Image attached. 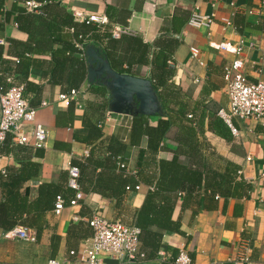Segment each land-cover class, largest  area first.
<instances>
[{
	"label": "crops",
	"instance_id": "1",
	"mask_svg": "<svg viewBox=\"0 0 264 264\" xmlns=\"http://www.w3.org/2000/svg\"><path fill=\"white\" fill-rule=\"evenodd\" d=\"M24 3L5 0L4 11L0 13V67L7 74L5 77L14 78L15 84L25 86L31 83L40 88V92L36 89L25 91V96L29 102L37 103L34 107L38 110L37 120L46 127L49 137L42 158L33 157L35 148L31 146H17L12 153L0 151V171L10 167L19 169L24 161L39 163L38 175L22 188L23 193L28 189L31 200L38 199L44 184H54V192L72 198L74 191L68 185L72 162H84L90 157L95 161H106L113 137L125 144L129 142L132 116L113 113L111 121L103 122L106 112L100 107L107 102V112H110L109 93L107 91L106 97L94 93V90H99L100 84L97 83L101 82L89 80L86 48L90 45L100 53L102 49L110 52L112 66L126 71L122 74L151 80L154 50L147 57L144 54L140 56L136 40L140 39L153 48L157 42V46H161L167 38L177 40L178 45L169 62L175 70L169 91L180 93L173 97L167 94V106L172 115L178 116L183 112L192 121L196 136L193 137L194 146L180 145L179 149L180 130L174 126L156 159L150 157L141 168L138 167V159L140 151L147 149L146 137L140 147L130 148L119 159L116 170L98 168L94 174L92 169H86L81 181L83 190H80L84 198L79 205L73 207L66 201L59 215L51 208L32 216L37 227L29 228L35 232L36 241L8 239L5 234L9 230L0 228V264H48L51 258L63 264H86L81 256L90 246L93 234L87 219L98 213L109 220L134 226L148 192L156 189L158 162L171 161L175 153L181 151L187 152L179 154L182 164L204 174L226 176L223 182L226 197L220 196L219 202H211L203 193L190 200H176L171 196L169 200L174 204L172 219L180 222L182 233L151 226V232L162 234L159 252L171 257L173 253L178 254L183 246L194 264H264V126L255 120L234 118L239 132L234 135L218 114L222 109H229L224 72L237 58L234 53L219 50L220 44L237 46L240 41H245L246 47L240 56L244 73L250 80H264V70L261 74L257 72L264 57V8L261 0H54L41 3V13L38 14L45 12L47 20L37 19L26 25L28 30L19 28L17 13L12 14L9 22L5 21L6 12H10L15 4L25 8ZM194 10L214 18L211 28H195L189 24ZM87 14L106 16L109 23L104 26L93 23L99 28L101 39L91 41L86 47L82 44L84 51L80 50V56L86 62L87 78L79 88L73 89L82 94V108L75 106L72 123L58 127L57 115L69 109L59 101L68 85L51 81L55 67L52 51L61 46L55 42L49 26L53 22L61 24L66 15L84 18ZM225 19L231 21L233 27H226ZM113 26L128 28V34L117 38V41L104 39ZM180 28L181 32L177 33ZM65 33L73 34L74 29L66 28ZM251 43H256L259 48H249ZM191 48L200 50L202 64L192 58ZM24 54L30 57L27 59L30 63L27 75L22 74V66L19 68L17 63ZM141 57L147 58L148 62L140 63ZM5 77L0 82L7 83ZM44 102L48 103L47 107L42 106ZM163 115L148 117L150 125L157 126ZM102 119L103 126H99L101 137L87 142L86 138H92L89 124ZM57 143L68 145L69 149H57ZM119 163H124L126 168L121 169ZM229 170L231 172L227 174ZM100 173V185L94 190L92 180L96 181ZM126 185L133 188L126 191ZM138 185L140 190H135ZM1 194L0 187V198ZM73 251L75 255L70 254ZM143 251L149 257L150 248ZM246 258L248 260L244 261ZM103 261L104 264H122L108 256ZM144 263L159 264L158 256L148 258Z\"/></svg>",
	"mask_w": 264,
	"mask_h": 264
},
{
	"label": "trees",
	"instance_id": "2",
	"mask_svg": "<svg viewBox=\"0 0 264 264\" xmlns=\"http://www.w3.org/2000/svg\"><path fill=\"white\" fill-rule=\"evenodd\" d=\"M18 2H26L29 0H15ZM40 3H52L54 0H37ZM5 0H0V13L4 11ZM17 13V24L20 29L28 30L26 25L34 23L37 19L47 20L45 12L43 14H34L26 10V8L21 7L15 4L10 12L5 13V21L9 22L12 14ZM54 23V24H53ZM50 24V32L54 34L55 42L61 46L59 49L52 51L53 64L55 65L51 81L56 83L66 82L68 85L67 91L63 94H69L73 89L79 88L82 83L87 78L86 71V62L84 58H81V51L76 47V43L84 44L85 47L91 41H98L101 39L99 28L93 23L79 22L75 19L73 15H66L65 19L61 21V24L53 22ZM109 23V22H108ZM74 29L73 34L65 33L66 28ZM116 26L111 28L110 33L104 35V39L117 41L119 39L114 38L112 31ZM2 29V25H0ZM176 30V29H175ZM177 33L181 32V28L176 30ZM125 37L124 35L121 38ZM120 38V39H121ZM103 39V38H102ZM138 47L136 48L137 53L141 56L142 54L147 57L151 50L153 51L152 59V74L151 81L153 87L158 94L160 102L165 110L163 118L159 121L157 126H151L149 119L146 116L136 115L132 117V126L130 131V138L128 143H122L117 138L113 137L110 140L108 146V159L106 161H95L93 157H90L84 162H72V166L77 167L80 171V176L77 180L79 185V190L82 188V176L84 171L87 169H92L95 174V170L98 168L107 169L109 171L116 170L117 164L120 158L125 156V153L132 147H140L143 139L146 137L148 139L147 149L141 150L138 167H143L148 159L151 157L156 159V156L161 149V146L170 131L174 126H178L180 130V136L178 139L179 149L181 146L192 147L195 145L193 142V137L196 136V129L191 126L189 121L183 112L178 113V116L172 115L170 108L167 106V94L169 97L179 95L180 92L174 91L170 92L171 81L175 75V70L171 68L170 61H172L173 53L178 45L177 40L165 39L161 46H155L144 44L143 41L136 40ZM136 46V44H135ZM142 48V49H141ZM153 48V49H152ZM101 55L107 58L112 66L113 60L110 52L102 49ZM2 48L0 46V53ZM134 52V50H133ZM25 55V54H24ZM19 58L18 67L21 68V72L24 75H27L30 63L27 61L30 57L26 55ZM1 60V55H0ZM148 62L147 58L140 59V63ZM113 69L119 73H124L126 71L119 70L112 66ZM7 75L0 67V77L4 78ZM0 78V80H1ZM94 83V82H93ZM100 84L97 88L99 90H94V93L106 97L107 89L106 87ZM10 85L8 83L0 82V89L3 88V91L8 90ZM29 89H36L40 92V88L35 87L31 83L25 85V91ZM1 92V91H0ZM32 107H37V103L33 100H30ZM76 104L73 102L69 105L67 112H62L57 115V126H67L73 121V114L75 111ZM106 113L108 109L107 102H103V106L100 109ZM105 113V115H106ZM104 115V116H105ZM103 114L101 115V117ZM103 116V119L105 118ZM93 124H89L91 132L90 138H86L87 142L92 141L93 138L97 139L101 137L102 131L99 127L101 121ZM78 138V137H77ZM17 146L12 142V136H9L6 142L3 145H0V151H5L6 153H12ZM57 149H69L68 145H63L57 143L55 145ZM23 148V147H22ZM32 149H34L32 147ZM33 157H44V149H34ZM179 154H187V152L181 151ZM175 153L174 158L171 161L160 160L158 162V171L159 176L155 182L156 189L154 191H149L146 197V201L139 210L136 216L135 225L140 228L141 236V248H150L149 257L147 259L157 258L160 251V239L162 234L151 232V226H155L161 230L173 231L181 234V225L180 222H175L172 219L174 204L170 202L171 196L176 200L183 198L184 200H190L194 198L193 196L198 195V193H203L206 198H210L211 202H219L220 196L226 197L223 188V182L226 181V176H222L219 173L210 174L207 172L204 174L201 170H194L190 166L182 164L179 160L180 155ZM40 164L33 161H24L21 163L19 169L10 167L6 171H0V187L2 189V194L0 198V228L4 230H11L17 225L28 226V227H37L36 219H33L32 216L39 215V212H46L55 208L56 198L58 195L57 192H54V184H44L40 188V193L38 199L33 201L30 199V193L28 189L25 190V193L22 192L23 185L30 181L32 178L36 177L39 173ZM229 170L227 172L230 173ZM4 173V174H3ZM102 173L98 174L96 177L97 180H92V185L94 190L100 185L98 178ZM139 174V172H138ZM226 174V175H227ZM123 177L128 178L127 175ZM122 178V179H123ZM124 180V179H123ZM69 185V184H68ZM95 185V186H94ZM136 187V186H135ZM134 187V188H135ZM128 188H133L129 185L125 186V190ZM74 191V196L77 191L70 188ZM64 196V195H63ZM65 197V196H64ZM72 198H66L65 200L69 203ZM170 199V200H169ZM164 202L162 203V201ZM66 202V203H67ZM26 215V216H25ZM91 228V227H90ZM145 252V251H144ZM146 253V252H145ZM177 254L173 253L171 257H168V260L165 264H173Z\"/></svg>",
	"mask_w": 264,
	"mask_h": 264
},
{
	"label": "built area",
	"instance_id": "3",
	"mask_svg": "<svg viewBox=\"0 0 264 264\" xmlns=\"http://www.w3.org/2000/svg\"><path fill=\"white\" fill-rule=\"evenodd\" d=\"M26 10L30 13H41L42 4L37 0H29L24 3ZM261 7L264 8V0H261ZM83 16L77 15L76 20L87 23H96L104 26L108 23L106 16L97 14H87ZM226 27H233L232 22L225 19ZM189 24L195 28H211L214 24L212 16L204 15L198 10H194L189 19ZM114 38H120L122 35L128 34V28L116 26L112 31ZM264 34V32H263ZM76 47L84 51V46L76 43ZM246 47L245 41H240L239 45L231 46L227 43L220 44L219 50L234 53L237 58L230 66L225 68L224 80L226 82V94L229 98V109L220 110L219 116L229 126L232 133L237 135L238 129L235 127L233 119L255 120L264 126V80H250L244 73V63L240 57ZM249 48L257 49L256 43L249 44ZM192 58L199 60L200 50L191 48ZM18 63V62H17ZM260 68L257 70L261 74L264 70V57ZM6 82L10 85L9 89L3 91L0 89V145H3L9 136H12V142L16 145L31 146L35 149H45L48 143V131L46 127L37 120L38 110L30 105L29 100L25 96V86L14 83L12 76H6ZM82 94L79 90H72L69 94H61L59 101L69 107L71 103H75L77 108H82ZM43 107H47L48 103L44 102ZM112 112H108L103 122L111 121ZM192 117V116H189ZM103 122L99 124L103 126ZM251 158H248L250 160ZM121 169H125L124 163H119ZM241 173V172H239ZM69 187L77 191L75 197L69 201L70 206L79 205L84 195L79 190L78 178L80 171L77 167L71 166L69 169ZM131 188H128L130 190ZM135 190H140V186H136ZM153 190L154 188H150ZM66 205L63 195L56 198L54 212L61 214ZM88 225L93 230L90 246L82 252L81 259L86 264H104L103 258L108 256L120 261L122 264H141L147 260L146 253L141 248L140 236L141 230L136 226L126 225L119 220H109L98 213L93 214L87 219ZM5 237L11 240H22L28 242L36 241V234L27 226H16L9 230ZM75 255L76 252H71ZM159 264H165L168 260V254L159 252ZM248 259H244L247 261ZM48 264H63L58 259L51 258ZM173 264H194L191 255L183 246L173 262Z\"/></svg>",
	"mask_w": 264,
	"mask_h": 264
},
{
	"label": "water",
	"instance_id": "4",
	"mask_svg": "<svg viewBox=\"0 0 264 264\" xmlns=\"http://www.w3.org/2000/svg\"><path fill=\"white\" fill-rule=\"evenodd\" d=\"M86 57L89 80L101 82L109 93L110 112L132 117L164 114L162 103L151 80L115 71L109 60L92 45L86 48Z\"/></svg>",
	"mask_w": 264,
	"mask_h": 264
}]
</instances>
